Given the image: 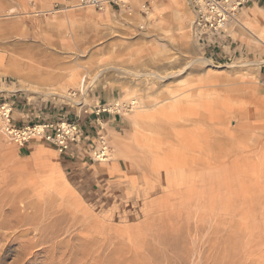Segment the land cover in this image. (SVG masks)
<instances>
[{
    "label": "rangeland",
    "instance_id": "374dc122",
    "mask_svg": "<svg viewBox=\"0 0 264 264\" xmlns=\"http://www.w3.org/2000/svg\"><path fill=\"white\" fill-rule=\"evenodd\" d=\"M122 1L0 0V104L90 131L70 158L0 128V264H264L263 28L216 62L186 0L183 30L177 0Z\"/></svg>",
    "mask_w": 264,
    "mask_h": 264
},
{
    "label": "built area",
    "instance_id": "2783aa9c",
    "mask_svg": "<svg viewBox=\"0 0 264 264\" xmlns=\"http://www.w3.org/2000/svg\"><path fill=\"white\" fill-rule=\"evenodd\" d=\"M251 0H186L193 16L192 35L210 56L222 54L226 41L230 38L229 29L237 21L240 10L247 7ZM150 0H146L143 8ZM116 4L132 12L127 1L122 0H77V6L93 7L104 10L108 5ZM103 108L102 112L109 111ZM101 111H98L99 114ZM0 128L13 142L24 146L33 139L40 138L68 154L81 147L84 139L82 125L77 120L60 118L44 120L40 123L19 126L13 119L12 107L8 103L0 104ZM105 150V148L103 149ZM105 154V151L101 152Z\"/></svg>",
    "mask_w": 264,
    "mask_h": 264
},
{
    "label": "crops",
    "instance_id": "0c3cea01",
    "mask_svg": "<svg viewBox=\"0 0 264 264\" xmlns=\"http://www.w3.org/2000/svg\"><path fill=\"white\" fill-rule=\"evenodd\" d=\"M260 10H263V12ZM261 12H262V14H261ZM263 14H264V0H251L247 7L240 10L238 18H237V22L239 25V27L237 29V33L239 34L240 38L246 37V33H244L243 31H246L247 33H249V35L252 34L244 27V24H245V26H248L249 21H251V22L257 21L255 24L259 25L260 28L264 27V16H263ZM229 36H230V38L226 41L222 54L211 55L210 58L212 60H214L216 62H221V61L228 59L229 57H234L237 55H243L246 52L247 46L244 49L242 39H239V38L234 39L232 37V35L230 34V31H229ZM54 116L58 117V115H53V117H50V118H55ZM60 118H66V117L64 115H62V116L58 117V119H60ZM100 123L104 124L103 122H100ZM82 127H83V125H82ZM83 131H84V133L90 132L89 130H83ZM84 138H85V135H84ZM84 141H85V139H83V142ZM72 152H73V150L70 151V153L65 154V155L70 156V158H74V155Z\"/></svg>",
    "mask_w": 264,
    "mask_h": 264
},
{
    "label": "bare ground",
    "instance_id": "6f19581e",
    "mask_svg": "<svg viewBox=\"0 0 264 264\" xmlns=\"http://www.w3.org/2000/svg\"><path fill=\"white\" fill-rule=\"evenodd\" d=\"M173 6H175V18L177 20L176 23H178L179 25V28L181 30H183L185 28V24L187 22V15L186 12H185V9H184V6H183V3H181V1L177 0V1H173L172 3ZM158 7L156 6L155 9H157ZM263 12V10H260ZM261 12V14H262ZM150 13V12H149ZM153 15H154V12H153ZM152 15V16H153ZM264 16V14H263ZM175 20V21H176ZM191 20V19H190ZM253 20V19H252ZM257 20V19H256ZM257 21H254V25ZM251 23V22H250ZM245 25V24H244ZM261 36H264V27L263 29L259 32ZM263 39V38H262ZM264 40V39H263ZM50 76V75H49ZM209 76H211L210 78V82H213L215 81V75H212L210 74ZM26 77V76H25ZM28 77V76H27ZM30 77V75H29ZM34 78V77H33ZM48 83V82H47ZM49 84V83H48ZM50 85V84H49ZM51 86V85H50ZM49 89V88H48ZM52 90L53 93H59L60 94V89H57V88H50ZM75 95V94H74ZM175 105L171 106L172 109H174ZM165 109H162V112L164 111ZM161 111H157V112H150L149 110H146V111H140V110H137V112L135 113V121H137V123H140V124H146L148 123V121H151V120H154L156 118V115L157 113H162ZM105 142V141H104ZM123 144V143H122ZM124 145V144H123ZM115 147L118 149V150H121V142L119 140L116 141L115 143ZM105 149H107L106 146H104ZM106 154H102L100 153L99 157L102 158V160H106L105 159V156ZM103 156V157H102Z\"/></svg>",
    "mask_w": 264,
    "mask_h": 264
}]
</instances>
